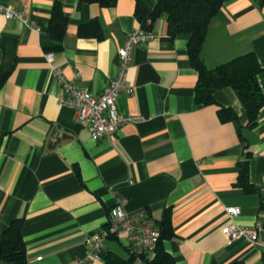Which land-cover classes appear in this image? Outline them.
Here are the masks:
<instances>
[{"label": "crops", "instance_id": "crops-1", "mask_svg": "<svg viewBox=\"0 0 264 264\" xmlns=\"http://www.w3.org/2000/svg\"><path fill=\"white\" fill-rule=\"evenodd\" d=\"M55 1L0 0L21 15L0 13V248L3 231L19 221L25 264H103L86 261V242L105 227L118 197L126 212H145L157 228L168 220L171 236L161 245L174 264H264L262 248L227 242L221 232L259 221L264 240V106L248 128L229 87L212 104H196L189 37L169 38L163 13L150 26L156 38L132 50L124 75L131 91L116 101L131 120L91 139L76 111L59 104L51 68L69 80L77 74L80 89L101 95L118 73L127 34L141 27L136 1L102 8L60 0L67 23L59 42L48 33ZM142 1L148 8L157 2ZM249 53L264 97V0H225L209 24L202 62L213 69ZM227 207L239 215L229 217ZM106 252L127 259L125 236L107 239Z\"/></svg>", "mask_w": 264, "mask_h": 264}, {"label": "trees", "instance_id": "trees-1", "mask_svg": "<svg viewBox=\"0 0 264 264\" xmlns=\"http://www.w3.org/2000/svg\"><path fill=\"white\" fill-rule=\"evenodd\" d=\"M135 1V17L143 29H150L153 22L165 13L169 38L179 34L188 35V58L198 74L194 93L195 103L212 104L213 94L222 88L229 87L245 109L247 127L253 128L264 106V97L257 81L261 68L255 56L252 53L239 56L213 69H208L201 59V49L209 24L225 0H157L153 8H148L142 0ZM115 2L116 0H79L80 4H97L102 8L112 7ZM66 23L61 1L56 0L48 26V33L53 40L59 42L62 39ZM225 112L228 114L227 118L232 117L230 112L221 110V114ZM245 172L243 167L241 177L244 179H246ZM158 229L160 237L152 258L148 259L146 254L136 257L130 253L127 259H123L106 252L102 256L103 264H134L137 258L142 261V264H174L161 245L163 239L171 236L168 220L165 219ZM0 258L16 264H25L21 222L14 221L3 231Z\"/></svg>", "mask_w": 264, "mask_h": 264}, {"label": "built area", "instance_id": "built-area-1", "mask_svg": "<svg viewBox=\"0 0 264 264\" xmlns=\"http://www.w3.org/2000/svg\"><path fill=\"white\" fill-rule=\"evenodd\" d=\"M0 13L6 19H21L18 12L1 4ZM34 30L37 31L36 28ZM155 38L156 34L151 29L145 30L142 27L133 29L127 34L117 53L118 73L99 96H93L87 90L80 89L76 83L77 74L69 80L63 76L59 68H51L52 77L62 88V94L58 98L59 104L76 111L78 122L83 126H88L91 139L98 140L108 137L131 120L117 111L116 101L121 93L131 91L124 80V75L131 62L132 50L135 46L148 43ZM53 57L52 52L45 54V60L49 64L52 63ZM124 206L125 200L114 198V204L108 211L105 227L87 239L86 261L101 260L105 254V241L119 236H125L130 253L134 256L140 257L145 254L153 256L160 237L158 228L145 212L128 213ZM225 213L229 217H236L240 209L227 207ZM261 231L262 225L257 221L252 228L231 224L224 227L221 232L227 242L244 239L264 251V240L259 235Z\"/></svg>", "mask_w": 264, "mask_h": 264}]
</instances>
